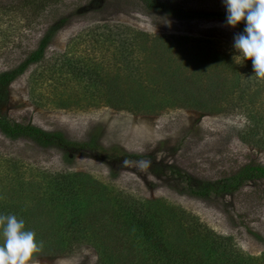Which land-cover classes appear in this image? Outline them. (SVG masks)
<instances>
[{"label":"rangeland","instance_id":"obj_1","mask_svg":"<svg viewBox=\"0 0 264 264\" xmlns=\"http://www.w3.org/2000/svg\"><path fill=\"white\" fill-rule=\"evenodd\" d=\"M158 1L195 15L177 18L141 0H0V72L62 23L43 59L10 83L1 113L73 142L97 136L95 147L65 151L0 130V215H15V207L44 194L58 214L46 227H32L43 246L30 264H99L101 256L103 264L161 262L165 254L153 253L145 238L116 228V214L92 217L85 203L104 205V194L122 198L126 208L155 212L164 202L184 212L179 240L193 264H264V178L224 194H190L246 163H264V81L233 47L246 21L232 27L226 17L197 16L226 12L223 0ZM61 54L69 59L62 68ZM192 86L208 90L206 97L216 93V108L195 105L201 95L188 94ZM255 124L263 147L237 135ZM68 172L80 174V192L67 187ZM207 230L221 239H204ZM174 238V231L165 235L172 245ZM143 249L146 261L137 256Z\"/></svg>","mask_w":264,"mask_h":264},{"label":"trees","instance_id":"obj_2","mask_svg":"<svg viewBox=\"0 0 264 264\" xmlns=\"http://www.w3.org/2000/svg\"><path fill=\"white\" fill-rule=\"evenodd\" d=\"M145 8L149 10H161L162 12L169 14L170 16H175L177 18H190L193 17L195 14L188 13L185 9L175 8L174 6H167L163 2L161 3L158 0H141ZM197 16H222L226 17L227 12H221V13H199ZM62 23H56L55 25L50 26L44 36L39 40L38 45L35 49L31 50L27 56L22 60L18 65L3 70L0 72V104L3 100L6 99L8 92H9V85L10 83L19 75L25 72V70L33 63L40 62L45 54L46 46L51 39V37L55 34L57 28L61 26ZM147 34V33H143ZM60 67L62 68L63 65L67 63L68 57L66 54H61L60 58ZM75 65V64H74ZM59 67V68H60ZM239 83L236 81L234 85ZM211 86V85H210ZM189 90L187 93L194 92V94H199L201 96L199 97H192L195 99L194 103L195 105L199 106L200 108H216V104H212L210 102V99L214 102V98L217 96L215 93V97H206L207 91L204 89V94H200V92H195L194 87H189ZM197 107V108H199ZM199 108V109H200ZM246 127V126H245ZM248 127V126H247ZM246 127V128H247ZM241 129L237 133L238 137L243 141L247 143H251L252 145H255L257 147H263L261 137L258 141L255 140L254 132L258 129V125H253L250 129ZM0 130L8 137L10 138H18V137H25L30 138L31 140L35 141L37 144L43 147H57L62 150H67L69 147L77 145L78 147H88L92 148L96 146V135L92 134V136L89 138L86 142H73L68 140L64 134L61 131H46L43 130L40 127H37L35 125L29 124V123H23L18 122L15 120H10L9 118L5 117L1 113L0 110ZM251 138V139H250ZM69 162V159L66 160ZM68 177V186L72 185V190L74 189V193L80 192V187L75 186V180L74 178L79 176V173H66L65 174ZM258 178H264V163H253L249 162L244 165H242L240 168H238L235 172L231 173L228 177H226L221 182H210L208 184H203L200 189L192 190L190 191V194L200 196V197H207L208 193L213 191L215 193H228L237 190L241 185L246 183L247 181H251ZM81 186V185H79ZM46 187H50L46 184ZM53 187V186H52ZM66 188V187H65ZM53 189V188H52ZM52 190L49 191V194ZM3 192H7V190H3ZM53 193V192H52ZM89 191H85L84 194H88ZM6 193L5 195H7ZM51 195V194H50ZM46 195H42L38 198H34L33 201L24 202L21 203L19 206L15 207L13 210L15 212V216L18 219H22L20 217L24 218L26 230H31L32 227L36 226H47V224H51V222L56 219L58 214L54 216V207L52 206V202L50 201V198L47 200L45 197ZM111 195H106L102 197L101 202L104 203V205H98V200L96 199L91 203H85V204H91L90 207L93 209L88 208V210L91 211L92 217L94 219H97L99 215L102 214H109L111 217L116 214V217L118 218L115 222L116 228L123 227L127 230H129L131 236L133 238L139 236V238H145L146 242H149V245H151V248L154 252L157 253H163L165 254V257L159 262L158 264H163L165 261H168L165 264H187V261L190 262V264H193L195 262L194 259L189 257L187 248L184 243V238L182 241L179 240L180 234L178 233V230L180 231V227L183 224L181 215H184V212L181 213V211L177 212V210L174 208V206L171 203H158L157 206L155 205L154 210L155 212H151L149 209H144V211H140L139 206H134L131 204L132 207L126 208L127 204H122L123 199L122 198H116V197H110ZM6 198V197H5ZM87 198H90V195L88 194ZM7 199V198H6ZM47 200V201H46ZM2 203L3 200H0ZM126 201V200H124ZM5 203V202H4ZM93 204L97 205V208H93ZM118 205V206H117ZM100 206V207H99ZM12 210V212H13ZM108 215V216H109ZM44 218L43 220H40L39 218ZM36 219V220H34ZM157 219V220H156ZM166 231V232H165ZM175 232V238H174V244L168 243L167 240H165V235L168 234V232ZM209 230L203 233L204 239H213V240H219L221 237H218L211 233H207ZM205 234V235H204ZM120 235H117L119 237ZM105 244L111 247L112 249H116L117 247H114V245L110 244V240L105 238ZM112 240V239H111ZM117 240V239H116ZM209 241H206L208 243ZM184 243V244H183ZM143 243L140 245L142 248ZM105 247L104 245H101ZM72 251V250H71ZM71 251H68L67 253H70ZM148 249L140 250L138 253V258H142L144 261L147 260L149 255ZM189 258H187V257ZM224 256L226 258H230V256L227 255V253H224ZM177 258H180V260H176ZM232 261H227V264H247L244 261H240L237 258L231 259ZM153 262L150 261L147 264H151ZM99 264H103V257L101 256V261Z\"/></svg>","mask_w":264,"mask_h":264},{"label":"clouds","instance_id":"obj_3","mask_svg":"<svg viewBox=\"0 0 264 264\" xmlns=\"http://www.w3.org/2000/svg\"><path fill=\"white\" fill-rule=\"evenodd\" d=\"M226 23L235 27L246 21L244 32L234 37L239 58L251 60L254 77L264 81V0H223ZM0 264H30L43 246L36 233L26 230L23 219L14 214L0 215Z\"/></svg>","mask_w":264,"mask_h":264}]
</instances>
